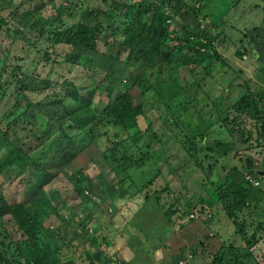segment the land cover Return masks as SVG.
I'll use <instances>...</instances> for the list:
<instances>
[{"label": "rangeland", "instance_id": "obj_1", "mask_svg": "<svg viewBox=\"0 0 264 264\" xmlns=\"http://www.w3.org/2000/svg\"><path fill=\"white\" fill-rule=\"evenodd\" d=\"M130 1L142 34L118 32ZM147 8L168 16L161 42H142L160 26ZM80 22L100 32L76 58L54 40ZM123 93L139 142L101 115ZM33 108L43 161L0 175V215L28 203L40 246L0 220V264H264V0H0V128Z\"/></svg>", "mask_w": 264, "mask_h": 264}, {"label": "trees", "instance_id": "obj_2", "mask_svg": "<svg viewBox=\"0 0 264 264\" xmlns=\"http://www.w3.org/2000/svg\"><path fill=\"white\" fill-rule=\"evenodd\" d=\"M133 4L135 3H133L132 1L123 2V5L121 6H123L124 11H122L121 9L120 11H118L117 15H114V19L116 20V24L118 25L119 33L124 30L129 31L128 28H134L135 25L139 29L140 34L146 31L145 25H143V29H141L139 26V22L136 20L138 19V14L141 13L142 6L137 4L133 5ZM133 7H135V9ZM149 9L150 8L146 9L148 13H149ZM155 11L152 8L151 14L155 15V19L158 21L160 26H156L151 32L153 33V35L150 34L149 36L144 38L142 42H145L147 40L149 42L148 39L149 37H151V41L161 42L167 36L165 35L166 33L164 32L162 26L166 24L168 16L160 12L157 13V11L155 13ZM96 19L97 17H95V22L99 21ZM99 27L100 24L96 25V23H92V22L91 23L80 22L76 26V28H67L65 31H58L56 35V40H54V42L65 43L73 46L76 50L79 51L78 56H76V58H78L80 56V53L96 52L97 44H98L97 34L100 32ZM139 33L136 29L135 31L136 39L140 35ZM148 46H150V44ZM154 47L156 46H153L151 48L146 47V49H143L141 60L148 58L147 61L151 62L152 59L150 58L153 57V54L155 52ZM79 63L91 67L90 58L81 56ZM73 110L74 109H72L71 107H68L66 109L68 114L71 116V120L74 123L75 122L79 123L80 119H82L83 117L82 116L83 111L85 110H86L85 112L86 115H90L92 117H94L95 115L91 107L88 108V110L85 107H80V109L76 110L75 112H72ZM106 110L107 112L105 113L103 112V114H101L102 116L107 115L105 117L107 120H103L104 122L108 124H110L111 122L115 123L121 126L128 133H130V131H135L134 134L135 141L136 142L141 141L142 133L139 130L138 118L142 114V109L139 105H136L134 103V100L130 93H123L116 100L109 101ZM35 112H38L36 108L30 109L27 112L24 111L20 115V117L16 119L15 123L19 125L20 127L19 130L15 129L13 125L6 126L3 129L0 128V137H1L0 175L6 179H8V177H12L11 179L8 180L9 182H15L13 181V179H16L17 177L21 179L22 177H24V175L34 170L36 166L39 165L41 161H43L40 158L42 154H40V156H33L32 153L34 154V152L35 153L38 152L45 145L46 141L49 139L47 140L41 139V141H37L34 138L28 137V135L25 133L26 126H31V127L34 126L33 121L35 119ZM23 115L25 120L20 125L19 122L21 121ZM30 117H32L33 119H31ZM24 138H27L29 140V144L31 146L28 145L27 141L23 142ZM63 139H64V146L66 147H68L67 146L68 144L70 146V142H73V139L68 134L65 135ZM42 141L45 142L41 144ZM67 149H69V147ZM56 155L62 160V156L64 154L58 152L56 153ZM73 187H77V185L73 184ZM80 192H83V190ZM0 220L2 221V225L5 231H7L9 234H11L10 233L11 231H14L16 235L19 233L21 234L22 237L20 239L21 241L20 246L24 247L25 245L26 246L30 245L34 250L39 249L40 246L39 233L41 229L40 228L41 221H40V217L37 214H34V211L30 208L28 203L25 202L16 205L6 204L4 211L0 215ZM54 258L55 259L52 262L57 263L58 256H55ZM43 260L44 261H41L40 264L48 263L47 258H43Z\"/></svg>", "mask_w": 264, "mask_h": 264}]
</instances>
